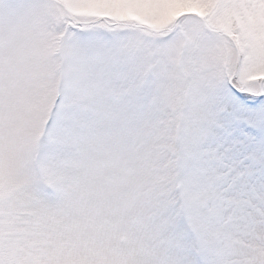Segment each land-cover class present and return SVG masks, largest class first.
<instances>
[{
  "label": "snow or ice",
  "instance_id": "1",
  "mask_svg": "<svg viewBox=\"0 0 264 264\" xmlns=\"http://www.w3.org/2000/svg\"><path fill=\"white\" fill-rule=\"evenodd\" d=\"M0 264H264V0H0Z\"/></svg>",
  "mask_w": 264,
  "mask_h": 264
}]
</instances>
